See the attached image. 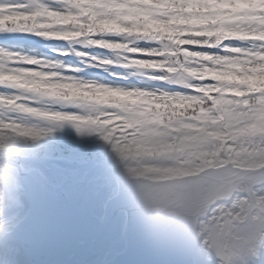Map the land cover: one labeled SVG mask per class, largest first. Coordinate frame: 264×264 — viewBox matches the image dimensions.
<instances>
[{
	"label": "snow or ice",
	"instance_id": "snow-or-ice-1",
	"mask_svg": "<svg viewBox=\"0 0 264 264\" xmlns=\"http://www.w3.org/2000/svg\"><path fill=\"white\" fill-rule=\"evenodd\" d=\"M121 4L122 0H0V75L9 77L0 81V146L16 137L37 139L51 130L21 123L24 120L74 122L77 130L99 133L111 143L128 173L139 181L150 211L174 218L184 234L215 253L220 264H234L236 256L257 257L264 234L244 226L250 219L264 223V191L256 188L264 183V136L229 140L213 149L210 162L174 163L177 148L200 147L213 129L192 118H178L168 107L195 99L214 120L221 105L219 93H210L214 99H208L204 86L220 87L223 82L186 75L189 66L181 68L177 60L181 53L173 45L175 37L101 30L117 20ZM20 37L55 41L60 47L36 54L24 50ZM261 44L227 39L215 47L182 44L179 49L225 56L249 45L253 51H264ZM93 50L107 55H94ZM143 61L159 63L146 67ZM100 71L105 75L96 74ZM17 104L30 111L16 109Z\"/></svg>",
	"mask_w": 264,
	"mask_h": 264
},
{
	"label": "rangeland",
	"instance_id": "rangeland-1",
	"mask_svg": "<svg viewBox=\"0 0 264 264\" xmlns=\"http://www.w3.org/2000/svg\"><path fill=\"white\" fill-rule=\"evenodd\" d=\"M236 2H249L247 5L240 7L246 8L247 6L249 7V5H251L252 9L248 8L250 9L249 12H251L250 15L247 13L248 11L234 12L236 9ZM151 4L154 8L157 6L162 9L163 13H160L166 17L164 18V23H167L165 24V29L168 33L172 32L173 35H177L180 33V30H186L181 29V26L177 27V25L188 21L187 26L189 29L185 34L182 32L181 34L183 35H181V37L185 35L194 37L193 35L196 34H198L199 37L196 40H184V44L208 47H215L219 45L221 41L227 40V38L231 39V37H227L228 33L221 34V32H219L218 26L210 30L213 31V33L208 32L212 34L211 36L198 28L189 27V25L192 26L196 18H199V15L203 16L202 18L204 19L212 18L217 25L220 24V17L221 19H228L230 15L233 19H249L252 17L253 13H255L254 11H256L257 8L260 9V14L264 15V0H151ZM178 5H180L183 9L187 8L189 12L183 13L181 8L178 10ZM218 5H220V8ZM119 10H121V8ZM148 15L147 17L149 19H153L157 14H152L150 16ZM214 22H211L212 27L215 25ZM206 23L209 24L210 21H207ZM171 25H174V27L169 28ZM206 34L209 37L208 39H205ZM101 44L107 45L106 41H102ZM23 45L25 51L34 52L36 54H47L52 48L60 47L58 42L44 41L38 38H33L32 43H26ZM252 47L253 45H249L248 49H231L230 52L232 54L225 56H209L207 53L187 52V56L184 54L179 56V58L182 59L183 63L181 64L183 66L184 64L189 66V71L185 74L189 75L191 79H204L205 77L217 76L218 78H211L220 81V79L225 77L228 80H234V82H238V85L233 83L222 84L220 86L221 88L207 85L204 86L207 89L204 92L205 96L211 97L212 95H210V93L212 92L219 93L221 104H224L226 108H229L235 103L236 97H241L246 94L250 87L249 84H255L261 89L264 87V70H261L262 66L260 65L261 63L263 65V62H260L262 57L257 58L254 54H251L254 53L253 51L249 52V49L251 50ZM244 50L246 52H244ZM101 53L103 52H92L94 55L104 56V54L102 55ZM105 55H107V53ZM207 57L213 59L214 62L212 60L205 61ZM140 64L141 66L152 67L156 66L158 63H155V61H143L140 62ZM183 66H181V68H183ZM234 68L236 71H238V73L233 71ZM209 70L212 72L215 70L214 74L209 76ZM115 71L120 72L121 70L115 69ZM96 74L101 76L105 75L103 71H100ZM88 75H92V72L90 71ZM223 86H226V88ZM17 99H19V97H17ZM192 101L197 103V100L195 99ZM212 107L216 108V105L214 104ZM15 108L20 111H30L26 109L23 104H17L15 105ZM235 113L236 112L230 113L229 111V114L231 115L229 116L230 123L237 121V114L235 115ZM219 116L222 115H217V118L212 120V123H216L215 128H213V132H211L212 140L204 142L198 148L189 146V151L186 150L184 151L185 153L182 154H179L178 152L180 150H178V155L173 158L174 163L181 166H186L210 162L209 157L215 155L213 149L222 148L226 144L221 138L222 135H224L222 129L225 130L223 126H226V124H221L218 127ZM262 120H264V116H260L259 118L258 115H249V120L246 122V124L248 125V128L251 127L253 130L252 132H249L248 138L252 136H264L255 132L259 126L260 128L263 126ZM37 122L32 119L21 121V123L25 124H37ZM41 123L42 124L38 125L39 127L51 129L46 135L53 140H60L61 143H67L69 140L72 142L71 139L73 140L75 133L81 134L83 137L86 135V132L90 134L89 131L85 129L77 130L74 122L65 121ZM233 130L235 131L234 135H236L235 141L238 142L241 140L240 136L237 134L239 128H234ZM214 133H218L219 135L217 136ZM46 135L42 137L47 138ZM228 147L231 148L232 145H228ZM0 148L5 149L6 151L8 150L7 148H9V150L12 149L8 145H2ZM10 151L12 154H18L13 150ZM21 156H24L22 157V162L21 164L18 163L17 165L24 169V171H28L25 169L27 164L26 162H31L33 164L35 163L36 169L32 175L37 181V184H39L41 187L42 191L44 190V196H46V194L60 195L57 192L64 190L67 193V197L74 204V206L77 209L84 210V212H86L87 218L94 226H100L103 224L105 207L111 197H113L125 186H138L139 184V181L134 177L129 176L128 178H121L118 176H113L112 171L109 170H106L107 172L104 173L98 172L99 177H102V180H99L98 177L95 180H88V178H86L84 175H81L80 178H75V176L71 174L70 170H65V167H60L54 163L51 164V162L49 164H44L38 159L33 158V160H31L25 155H20V157ZM17 165L14 161L6 159L0 153V221L8 219L10 230L5 231L4 229L0 228V249L4 250L3 248L5 246L6 249H9L8 252L11 259L10 264H56L58 262V256H63L67 259L64 264H73L75 261H78L76 264H111L112 259L116 255H121L127 250L134 251L137 256L147 261H162L166 262L167 264H220V260L215 255V253L208 251L205 247H203L198 239H193L186 236L184 232L180 228H176V226H171L166 230L161 228L145 227L144 225L137 226L136 229H134V235L138 238V241H136L135 238L128 234V219L124 211H119L115 218L116 236H113L111 239L102 241L100 243H95L94 240L89 237L77 240L78 242L84 244L85 249L89 251V253H92L90 256L85 255L84 253L81 256H78L77 251L73 249L72 245H64L59 243L56 236H52V238L48 239V241L41 240L33 232L34 230H32L31 225L26 222L28 209L25 212L22 209H19L21 208V203L18 199L19 197H14L16 194L21 192L23 194L26 191V188L20 179V175L18 173L12 174L14 190H12L7 184L9 172L6 168H17ZM63 165L66 166L67 164ZM83 165L81 167H83ZM58 181L60 182L59 184ZM83 181L87 182V188L89 189L88 191L92 192V194L97 197L95 202L87 201L84 197L82 199H76L74 196V185H77L78 187V184H80L79 182ZM90 182L92 183L90 184ZM263 184L264 183H257L256 186L259 187ZM84 186L86 187L85 184ZM108 191H110V193ZM77 193H80V190H77ZM107 195L112 196L107 197ZM10 213L19 214L10 218L8 217ZM20 215H23V221H19ZM244 227L246 229L255 231L258 234H264V223L259 221H253L250 219ZM3 242L5 244H3ZM260 248L262 250H260ZM194 255L198 256V263H196V260L193 259ZM263 255L264 239L260 240L259 254L257 257L245 260L241 256H236L233 258L234 264H245L249 261L250 262L248 264H260V262H257L258 257H262ZM80 257L85 258L81 259Z\"/></svg>",
	"mask_w": 264,
	"mask_h": 264
},
{
	"label": "trees",
	"instance_id": "trees-1",
	"mask_svg": "<svg viewBox=\"0 0 264 264\" xmlns=\"http://www.w3.org/2000/svg\"><path fill=\"white\" fill-rule=\"evenodd\" d=\"M107 2L110 4H115L116 0H107ZM247 4H248L247 2H240V3L236 2L235 3L236 9L234 10V12H239V11L247 12L248 11L247 13H249L250 15L251 12H249L250 9L248 8H251V5H249V7L247 6L246 8L240 7V6L247 5ZM177 7H178V10L181 8V10H183V13L189 12L187 8L183 9L180 5H178ZM120 8H121L120 10L121 14L119 15V17H117V20L110 22L107 25L103 26L101 30H106L108 32L127 31L130 35L133 34L134 32H143L145 34L159 33L161 36L167 37L168 39L175 37V40L173 41V45L178 49L181 55L187 54L186 50L179 49V45L184 44V40L180 39V37L181 35L187 33V30L189 29L187 26L188 21L185 22L186 24L183 23L185 24L184 26H182L183 24L177 25V27L181 26V29H186V30H180V33H178L177 35H173L172 32L168 33L166 31L165 24L167 23H164L165 22L164 19H155V18L149 19L147 17L148 14L162 15L163 13L161 8L157 6H155L154 8L152 6L151 0H122V4ZM254 12L255 13H253L252 11L253 15L249 19H244V18H242L241 20L240 18L233 19L231 15L228 17V19H225V18L221 19L220 17L219 18L220 24L216 26H219L218 28L221 34L228 33L231 39L264 42V15L260 14L261 11L259 8H257L256 11ZM200 16L201 15H199V18H196L192 26L189 25V27L198 28L201 31L206 32L209 36H211L212 34L210 33L211 32L213 33V31H210V30L216 27V26L212 27L211 25V22L213 23L214 20L212 18L204 19L202 18L203 16L201 17ZM207 21H210V23L209 24L206 23ZM89 27H92V26L90 25ZM172 27H174V25H171L169 28H172ZM182 32L183 34H181ZM207 34H206L205 39L209 38ZM193 36L194 37H191V39H188V40H196L199 37L198 34L193 35ZM98 42H102V41H98ZM106 43L108 42L106 41ZM260 47H264V44H261ZM251 51L253 50L249 49V52ZM244 52L246 51L244 50ZM253 52L254 53H251V54H254L257 58L262 57L260 59V62L262 61L263 65L262 63L260 65L262 66L261 70H264V51L257 50ZM177 60L179 61L180 66H183L181 64L183 63L182 59L179 58V56L177 57ZM211 60L214 62V60L210 59V57H207L205 59V61H211ZM214 71L215 70H213V72L209 70V76L214 74ZM233 71H236V69L234 68ZM236 72L238 73V71ZM215 77H212V78H215ZM8 79L9 77L7 75H0V81H4ZM27 79L36 80L37 78L28 77ZM220 81L223 82L222 84L233 83V84L238 85V82H234V80H228L225 77H223V79H220ZM249 86L250 87L247 90L246 94L241 97H236L235 103L232 106L229 107L228 105L229 108H226L224 104H223L224 106L221 104V107L217 110L219 111L218 115H222L218 117V121H219L218 127L221 124H226V126H223L225 130L222 129L224 135H222L221 137L223 139V142L226 144L229 140H233L234 142H236L235 141L236 135H234L235 131L233 130L234 128H239L237 134L240 136L241 140L248 138L249 132H252L253 130L251 127L248 128V125L246 124V122L249 120V115L251 114H254V116L258 115L259 118L260 116L261 117L264 116V87H262L261 89V88H258V86L255 84H249ZM223 87L226 88V86H223ZM207 98L214 99L213 96L207 97ZM167 111L169 113L175 114L178 118L188 117V118H192L195 123H201V124L207 123L208 126L211 127L212 129L215 128V125H216V123H212V120H209L205 116L207 109L203 108L201 104L198 102L194 103V101H192V102H188L187 104H181L179 106L170 105ZM229 111L230 113L236 112L235 115L237 114V118H236L237 121L231 122L232 124L229 122V116H231L229 114ZM198 117H203V119L197 120L196 118ZM41 122H37V124L40 125L42 124ZM262 122H263L262 124L263 126H261V128L259 126L255 130L256 133H259V135L260 134L264 135V120H262ZM89 133L90 134L86 132V135L84 137L81 134L75 133L73 140L71 139L72 142H70L69 140L67 143H61L60 140L59 141L53 140L52 138L46 135L47 138L39 137L37 139H31L27 137L11 138L5 141L3 145L10 146L12 150L15 151L16 153L25 155L31 160H33L34 158V159H38L42 161L44 164L46 163L49 164L51 162V164L54 163L60 167H65L66 168L65 170H70L71 174H73L75 178L76 177L80 178L81 175H84L86 176V178H88V180H91V179L95 180L97 177L99 178V180H102L101 179L102 177H99L98 172L104 173V172H107L108 170L112 171L113 176H118L121 178H128L129 176L133 177L132 175L128 173L126 169V162L123 161L118 156V154L113 151L111 143L106 142L104 139H102L99 133L91 132V131H89ZM211 134H212L211 132L207 134L208 135L207 141L212 140ZM17 135H23V132H18ZM178 150H180L178 152L179 154L185 153L184 151L186 150L189 151L188 148L186 149L177 148L176 152ZM26 163L27 164L25 166V169L31 172L32 174H34V171L36 169L35 163L34 164L31 162H26ZM63 164H67V165L64 166ZM82 165L83 167H81ZM60 167H59V170H60ZM91 183L92 182H90V184ZM256 188L258 191H264V184L259 187L256 186ZM62 192H65V191L62 190ZM108 192L110 193V191ZM17 196L19 197L18 199L20 200V203H21V208L19 207L18 208L22 209L25 212L27 210V204L23 199L22 192L19 194H16L14 197L17 198ZM111 196L112 195H107V197H111ZM18 214L19 213H10L8 217L11 218ZM22 218H23V215L22 216L20 215L19 221H23ZM8 224H9L8 219H5L3 221L1 220L0 228L4 229L5 231H8L9 230ZM3 244L5 243L3 242ZM3 249L4 250L0 249V264H10L11 259H10V254L8 252L9 249H6V246ZM260 250L262 249L260 248ZM261 258H262V261H261ZM8 260H9V263H8ZM66 260L67 259L65 257L58 256L57 258L58 262L56 264H64ZM76 262L78 261H75L73 264H76ZM249 262L245 264H248ZM257 262H260V264L264 263V255L262 257L259 256Z\"/></svg>",
	"mask_w": 264,
	"mask_h": 264
},
{
	"label": "water",
	"instance_id": "water-1",
	"mask_svg": "<svg viewBox=\"0 0 264 264\" xmlns=\"http://www.w3.org/2000/svg\"><path fill=\"white\" fill-rule=\"evenodd\" d=\"M21 43H32L33 38L32 37H20L19 38ZM97 51V50H93ZM0 153L6 158L14 161L16 164L22 162V157L19 155L11 154L7 152L5 149L0 148ZM14 167H7V171L9 172L8 178H7V184L8 186L14 190L13 186V178L12 174H19L20 177L25 176L28 178L29 182H34V177L30 172L23 171L21 167L18 165ZM26 191H25V200L29 206V212L28 216L30 215L31 211L34 209H40V208H48L51 204H55L59 202L63 207V219L69 224L74 226L79 232H81L82 236L81 238H92L95 243L102 242L99 241V238L101 237L102 233L110 227H114L115 224V217L118 211H124L127 215L128 219V227H130L129 221L131 218L135 217L136 212H141L144 210L143 207V196L141 194V191L138 186H125L121 190L118 191V193L112 197L105 207V216H104V222L100 226L97 227V230L95 232H91L88 230H85L77 219V214L75 212H82L84 210L77 209L66 196L63 195H52L48 196L43 200L41 205H34L30 201V192H29V185L25 183ZM84 182H80L79 186L76 187V190H80L81 192H84ZM127 195H130L129 198H127ZM86 200L95 202L96 196L92 194V192L88 191L86 193ZM86 213V212H85ZM140 220V219H139ZM59 236V235H58ZM136 239V237L132 236ZM79 239V238H78ZM78 239H72L73 241V248L77 251L78 254L81 252H84L85 254H88L89 252L85 250L84 244L78 242ZM193 259L196 260V263L199 262V258L197 255L193 256ZM111 264H167L166 262L162 261H147L143 258H140L135 254L132 250H127L125 253L121 255H116L112 261Z\"/></svg>",
	"mask_w": 264,
	"mask_h": 264
},
{
	"label": "bare ground",
	"instance_id": "bare-ground-1",
	"mask_svg": "<svg viewBox=\"0 0 264 264\" xmlns=\"http://www.w3.org/2000/svg\"><path fill=\"white\" fill-rule=\"evenodd\" d=\"M23 182L29 185L30 187V201L34 205H41L45 198L43 197L40 187L36 184L35 181L29 182L28 178H26L25 176H23ZM129 197L130 195H127V198ZM143 202L144 210L141 212H136L134 214L135 217L131 218L129 221L130 227H128V234L131 237H136L134 235V229H136V227L140 225H144L145 227L161 228L163 230H166L171 226H176V228H179L178 222L174 218L167 217L165 213H154L150 211L144 199ZM62 211L63 207L59 202L51 204L46 209H34L33 211H31L26 222L31 225L32 230H34L33 232L37 235L39 239L48 241V239L52 238V236H56L58 238L59 243L64 245H72L73 247L72 239H81L82 233L79 232V230H77L74 226L69 225L63 219ZM75 213L77 214L78 222L85 230L91 232H95L97 230V227H95L90 222L84 211ZM115 233L116 232L114 224V227L112 226L110 227V229L102 233L101 237L99 238V241H106L108 239H111L113 236H116ZM136 241H138L137 237ZM90 254L92 253H88L87 255L90 256Z\"/></svg>",
	"mask_w": 264,
	"mask_h": 264
},
{
	"label": "flooded vegetation",
	"instance_id": "flooded-vegetation-1",
	"mask_svg": "<svg viewBox=\"0 0 264 264\" xmlns=\"http://www.w3.org/2000/svg\"><path fill=\"white\" fill-rule=\"evenodd\" d=\"M74 190H75V185H74ZM74 193H75V191H74ZM74 195H76L77 196V194L75 193ZM84 197V194L83 195H81V197H80V199H82Z\"/></svg>",
	"mask_w": 264,
	"mask_h": 264
}]
</instances>
